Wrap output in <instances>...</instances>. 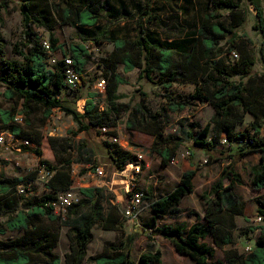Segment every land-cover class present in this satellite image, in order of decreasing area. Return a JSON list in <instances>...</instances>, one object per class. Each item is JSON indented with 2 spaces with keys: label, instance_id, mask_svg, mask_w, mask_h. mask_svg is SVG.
Wrapping results in <instances>:
<instances>
[{
  "label": "trees",
  "instance_id": "trees-1",
  "mask_svg": "<svg viewBox=\"0 0 264 264\" xmlns=\"http://www.w3.org/2000/svg\"><path fill=\"white\" fill-rule=\"evenodd\" d=\"M152 1L145 0L143 9L136 18L137 33L133 39L110 40L111 31L98 23L103 14H112L114 6L109 0L68 1L61 16L76 26L83 42L70 47L77 70L82 74L79 87L73 90L66 84L62 62L52 64L51 55L40 43V33L37 29L52 30L53 10L43 7L40 0H22L20 10L23 30L20 40L13 48L20 59L4 61L6 73L0 76V81L6 85L7 96L21 99L28 115L32 104L41 106L45 123L53 110L59 108L65 115L73 118L78 124L79 132L93 129L97 130V134H103L102 129L107 127V133L117 135L114 130L118 125L117 119L123 111L130 110L131 105L120 101L122 95L119 88L126 80L117 69L115 59H103L104 62L107 61L103 63L102 75L107 81L105 107L102 109L96 100V92H89L87 95L83 112L77 107L78 101L84 98L83 87L90 81L83 75L84 67L91 58L85 41L94 39L100 42V38L104 37L114 44L115 52L121 53L125 72L139 68V78L157 82L165 90H170L178 80L193 82L195 90L187 99L168 93L167 104L162 106V110L166 113L184 111L191 100L209 103L214 112L210 121L193 139L195 147L208 153V161L217 160L212 152L216 146H222L221 140L224 137L228 139L230 149L236 150L229 154L228 158L235 159L250 153H260L261 163L251 169V184L256 190L263 189L264 140L260 131L264 122H260L261 103L258 93L264 90V75H258L254 70L256 58L250 47L252 41L247 34H239L238 28L247 21L251 5L256 15L253 28L259 32L264 43V0H247V5L244 4L245 0H207L200 24L180 40L161 39L155 32L146 29L145 22L151 23L159 18L152 13ZM49 40L54 53L59 46L58 39L50 33ZM233 50L238 53L235 63L230 60ZM153 74L158 76V81H155ZM233 76H239V80H234ZM254 81H257V85L253 84ZM19 113L0 110V121L4 130L8 129L18 137L30 140L22 136L21 123L14 121V116ZM247 113L253 115L249 126L254 132L245 135L240 132L238 126L244 122ZM149 116L150 119H157L143 104H137L127 121L128 128L145 129L144 123ZM24 121L30 123L25 116ZM160 131L161 127L156 126L144 130L153 135L152 152L162 158L163 164H169L176 157L181 141H175L172 135L164 136ZM192 132L189 130L188 134L192 136ZM105 144L116 168L134 162L132 152L125 150L118 143L105 141ZM81 146L88 145L83 141ZM36 152L39 153L38 150ZM188 152L189 156L193 157L194 150L189 149ZM69 163L71 162L68 161ZM98 165L100 164L92 167ZM196 172V169L186 171L173 191L153 201L150 209L153 218L165 213L180 212L179 204L187 193L192 192ZM226 179H229V183H225ZM240 181L241 176L234 166L227 167L210 191L202 194L206 204L204 221L196 214L198 221L189 227L185 223L164 224L153 225L143 231L150 237L161 235L168 239L177 252L189 256L195 264H211L209 259L214 256L215 249L205 241L206 237L212 235L220 247L228 243L233 244L232 231L237 226L235 217L244 215L246 203L234 189L235 184ZM22 182H25L28 188L32 179L10 178L3 174L0 179V217L7 216L4 222H0V234L14 230L24 231L15 238L0 239V264H59L61 258L55 248L62 224L67 227L70 240V250L65 255L66 264H85L95 227L119 230L121 236L116 242H106L104 250L92 257L93 260L98 264H133L131 244L134 236L125 235L121 208L111 203L112 195L105 189L82 188L83 197L73 203L63 217L55 213L52 202L57 199L59 193L71 187L68 171H53L48 183L52 193L28 204L22 200L24 193L20 194L16 188ZM257 210L264 218V196L258 199ZM260 229L251 252L239 253L235 249L226 251L228 264H264V225ZM161 259L160 249L147 250L139 256V264H156Z\"/></svg>",
  "mask_w": 264,
  "mask_h": 264
},
{
  "label": "rangeland",
  "instance_id": "rangeland-1",
  "mask_svg": "<svg viewBox=\"0 0 264 264\" xmlns=\"http://www.w3.org/2000/svg\"><path fill=\"white\" fill-rule=\"evenodd\" d=\"M68 1L69 0H40L43 7L53 10V28L52 30L38 28L37 31L46 39L50 38V33H53L58 39L59 46L54 51V55L59 60L71 54L70 47L72 45L83 43L78 35L76 26L69 20H64L61 16L62 9L67 6ZM109 1L114 6L112 14H103L98 22L99 25L101 27H108L109 31H111L109 40L117 38L133 39L137 33L136 18L140 15L145 0ZM21 2L22 0H0V76L6 73L4 61L20 59L13 48L15 43L20 40V35L23 30L22 13L20 10ZM75 2H77V0H75ZM206 3L207 0H153L151 2L152 13L159 18L151 23L145 22V27L147 30L155 32L161 39L180 40L193 32L200 24L205 13L204 7ZM247 3V0H245L244 4L247 5ZM58 7L59 9L57 10ZM255 21V10L249 5L247 21L242 27L238 28V33H245L251 39L252 44L250 47L256 58L254 70L258 75H264V43L262 42V37L259 32L253 28ZM91 32L93 34V31ZM109 40L103 37L100 38V42H96L94 39L85 41L91 58L84 67V77L90 81L83 87L84 98L78 101L77 107L79 111L83 110L87 95L89 92L95 90L97 79L103 75V63L107 62H104L103 59H107L108 57L115 59L117 62V69L126 80V83L120 85L119 88V93L122 95L120 101L131 105V109L123 111L120 114L117 119L118 125L114 130L117 132V136L120 137L123 145H125V147H130L134 151L132 152L134 155L133 159H135V153H149L151 170H145L138 175L136 177V183L138 190H142L147 196L153 197L155 194L160 193L156 189L157 185L159 186L160 184V186H162L163 183L161 182H164L169 185L173 184L174 186L177 180L173 174H179L182 169L189 168L190 165L192 166L191 163H195L201 167L206 166L205 159H208V153L201 150V148L195 147L193 139L210 121L214 109L209 103L191 100L184 111L164 112L162 106L167 104L166 95L168 93L181 99H187L195 90V84L186 80H178L173 83L170 90H165L161 84L157 82H149L146 79L139 78V68H134L130 72H125L123 69L124 64L121 60L122 55L119 52H115L114 44ZM230 60L232 63H235L237 58L230 56ZM153 76L155 81H158V76L155 74H153ZM232 78L234 80H239V76H233ZM253 84L257 85V81H254ZM258 97L261 103L259 109L261 117L260 122L263 123L264 90L258 93ZM96 100L100 106L105 107V96L102 97L101 95L97 97ZM137 104H143L151 114L157 117V119L154 120L150 119L149 116L146 120L147 122L144 123L145 129H152L155 128V126L156 128L161 127L160 132L164 136L172 135L175 137V141H181V145L177 150L178 157L176 160H178V162L174 160L169 165H164L162 163V158L158 155H153L151 150L153 135L144 132L145 129L137 130L128 128L127 121L132 109ZM0 110H9L12 113H23L24 116L30 120V123H28V121L21 123L20 127L22 128V136L29 138L32 144L27 146L16 144L12 149L4 152L0 161V170L5 177L32 179L26 193L23 195L22 200L25 204L32 203V201L35 202L45 194L52 193L48 185L49 182L42 183L37 181L38 171L44 168L53 170L56 173L60 170L68 171L71 183L74 185L80 182L87 184V181L82 182L81 178L84 177L87 180L88 178L85 175L87 171L90 170V167L100 164L103 165L102 167L107 174L108 184L105 185L106 192L110 195L115 194V191L110 188L114 189L116 186H122L124 181L123 177L118 170H116V166L111 160L105 144V141L111 142V136L114 135L107 133V131L104 132V130H102L103 134H97V130L93 129L79 132L78 124L71 116L65 114L56 121L54 135H50L49 127L43 119V108L37 104H32L28 115L23 108V101L21 99L9 98L7 96L6 85L2 81H0ZM252 120L253 115L247 113L244 122L240 123L238 126L241 133H245L246 135L254 132L253 128L249 126ZM3 127L0 121V129H4ZM189 130L193 131L192 136L188 134ZM76 131H78L77 134L75 133ZM51 137L55 139H51ZM83 141L88 145L87 147L81 146ZM189 149H193L195 153L200 154L197 158L189 155L184 158L182 153H189ZM36 150H38L39 153H37ZM235 151V149L231 150L229 146H221L212 152L213 156L218 159L217 165L220 168V177L227 167L234 166L235 168L237 165L243 163L245 165L253 161L250 159L248 162L242 163L240 161L241 158H228V155ZM68 161L71 163L68 164ZM144 167L145 165L141 163V168ZM144 169H146V167ZM239 170L243 171L242 168ZM227 183H229V181H227ZM241 190L243 191V188H241ZM118 191L119 193H123V190ZM77 193L79 199L81 193L79 190ZM247 193L252 195L248 191ZM250 203H252V201H250ZM257 215H259L258 211L254 209V212L250 215L251 219L249 225L260 229L262 225L254 224ZM123 218L127 226L126 236H134L133 244H131V259L133 264H139V256L145 252L147 242H153V238L156 236L150 237L148 236L149 234L143 231V226L145 227L146 222L150 219V213L145 212L139 220H131L126 217ZM5 219V215L1 216L0 222H4ZM62 229L67 228L62 224L59 227V231H62ZM19 234L20 232L18 231H8L4 234H0V239H11L17 237ZM96 235L97 238L92 245L91 252L94 251L95 247L99 245V240H101L100 231H97ZM158 239H160L159 236L154 240L157 242ZM254 239H256V235L249 234L237 240L236 245L240 248L239 251L245 253V246L247 244L253 247ZM67 241V237L63 234L60 251L64 252L67 249ZM234 247V249H236V246ZM224 262L225 259H222V254L219 253L214 259L213 264H224Z\"/></svg>",
  "mask_w": 264,
  "mask_h": 264
},
{
  "label": "crops",
  "instance_id": "crops-1",
  "mask_svg": "<svg viewBox=\"0 0 264 264\" xmlns=\"http://www.w3.org/2000/svg\"><path fill=\"white\" fill-rule=\"evenodd\" d=\"M220 147L221 146L218 145L215 147V149L220 148ZM124 149L128 150L130 152H134L130 147H125V145H124ZM201 150H203V149H201ZM194 152H195V150H194ZM143 154H144L143 160L139 161L138 157H137L138 153H135V159H134V162H132L135 164L136 163H140V164L142 163L145 165L146 169H144L145 167L142 168V173L145 170H151V159H150V156L148 155L149 153H143ZM154 154L158 155L157 153L153 152V155ZM199 154L200 153H194L193 157L197 158V156ZM187 155H189V153H182V156H184V158ZM260 156H261L260 153L246 154V155L241 157L240 161L242 163L248 162L250 159H252L253 161H251L250 163H247L245 165L243 163V164L237 165V167H235V171L241 176V181L237 182L235 184L234 189H235V192L238 194V196L241 198V200L245 201L246 207L244 210V215H237L235 217V222H236L237 226L232 231L233 232L232 237H233V241H234L233 244L228 243V244H225L224 246L220 247L216 244L215 239L212 235H209L206 237L205 241L209 245L213 246L215 249L214 256L209 259L211 264H213L214 259L217 257V255L219 253L222 254V259H225L224 264H227L226 251L234 249L235 248L234 246H236L235 250L240 252L239 251L240 248H238L236 245L237 240H239V239H241V238H243L249 234L256 235V239H257V237L260 233L259 228L251 227L252 225H249L250 224L249 222L251 219V217H250L251 213L254 212V209H256V210L258 209V199L262 198L264 196V188L256 190L252 187V184H251V169L255 166H258L261 163ZM177 157H178V153H177L176 157L174 158V160H176ZM194 158H193V160H194ZM176 161L178 162V160H176ZM171 162H169V164ZM205 162H206V166L201 167L199 165H196L195 163H191L192 166L190 165L189 168L182 169L179 174L174 175L172 173L173 176L175 177V179L177 180L176 184L173 186V184L169 185L168 183L161 182V183H163L162 186H160V184H159V186L158 185L156 186L157 191H159L160 193L155 194L153 197L147 196L145 193L146 197H148L150 200H152V201L158 200L161 197H164L165 195L169 194L171 191H173L180 184V177H182V175L184 174V172L186 170L191 169V168H195L197 171L196 174L194 175V178H193V186L194 187H193L192 192L187 193L182 198V200L179 204L180 212L177 214L165 213V214H162L161 216L153 218L152 212L150 210H146L139 217V219H140L145 212L150 213V219L146 222V226L145 227L143 226V229H145V228L149 229V227H151L153 225L154 226H162L164 224L174 225V224H178V223H185L189 227L198 221L196 214H199L202 218L201 221H204L203 216L205 214L206 204H205V201L202 199V194L210 191L212 185L219 180L220 174H221L220 168L217 165L218 159L213 160V161H208V159L206 158ZM169 164H164V165H169ZM240 168H242L243 171H240L239 170ZM245 173H246V175H245ZM227 181H229V179H226L225 183H227ZM135 185L137 187L136 181H135ZM241 188H243V191L241 190ZM118 190H123L122 186H119V187L116 186V188H114L115 194H112L110 201H111V203L118 205L120 208H123L127 202L126 194L123 190V193L120 192L122 194L121 195ZM105 191H106V189H105ZM247 191L249 193H251L252 195H249L247 193ZM119 194H120V197H119ZM122 196H124V197H122ZM250 196H252V197H250ZM250 201H252V203H250ZM6 218H7V216H6ZM121 221H122L123 229H124V232L126 235L127 226L124 223L125 220L123 217H121ZM14 231L20 232V234L18 236H20L24 232L23 230H14ZM97 231H100L101 240H99V242H98L99 245H97L95 247L94 251L91 252L92 245L97 238V235H96ZM63 234L65 235V237H67V240H68L67 241V249L64 252L60 251V245H61V241L63 239ZM120 236H121V231H119V230H110V229H102L99 227H95L93 229V239L91 240V242L88 245L87 256H86L87 259H86L85 264H98L95 260L92 259V257L99 255L104 250V246H105L106 242H116L120 239ZM158 236L160 237V239H158V241L156 242V240H154V239L157 238ZM158 236L156 235L153 238V242H147L146 247H145V251L157 250V249H160L162 251V259L159 263H156V264H167V261H168V264H195V262L189 256H187L185 254H180L179 252H177V250L175 249V247L171 243V241H169L168 239H166L160 235H158ZM256 239H254V245H255ZM2 240H4V239H2ZM5 240H7V239H5ZM132 244H133V242H132ZM69 250H70V240H69V237L67 235V229H62V231H60V237H59L58 245L55 248V252L57 254H59V256L61 258V261L59 264H66L65 255L67 252H69ZM240 253H244V252L241 251ZM167 256H168V260H167ZM36 264H43V263H36Z\"/></svg>",
  "mask_w": 264,
  "mask_h": 264
},
{
  "label": "built area",
  "instance_id": "built-area-1",
  "mask_svg": "<svg viewBox=\"0 0 264 264\" xmlns=\"http://www.w3.org/2000/svg\"><path fill=\"white\" fill-rule=\"evenodd\" d=\"M40 43L42 47L51 55L50 62L52 64L58 63L60 61L62 62L63 72L65 74V81L67 86L73 90L77 89L81 83L82 74H80L77 70L76 61L74 57L71 54H69L67 56L62 57L61 60L57 59L54 53L52 52V46L50 40L42 37L41 34H40ZM231 57L237 58L238 53L235 50H233L231 52ZM106 84L107 81L105 77L102 76L98 78L95 84L96 91L94 90L92 92H96L98 94L97 97L101 95L102 97L103 96L106 97ZM84 107L83 110H80L81 112L84 111ZM101 108L103 109L104 106H101ZM63 114L64 112L61 111L59 108H55L53 110V113L51 114L50 118L46 123V125L49 127L50 135H54V131H55L54 127H56V121L59 120ZM14 121L16 123H23L24 115L22 113L15 115ZM102 130H104L105 132L108 131V128L104 127ZM260 136L264 140V125L261 128ZM111 142L118 143L124 148V145L120 137L117 135L111 136ZM16 144L27 146V145H31L32 143L28 139H23L21 137H18L16 134L11 133L9 130L0 129V161L4 155V152L6 150L12 149ZM221 145L229 146L228 139L224 137L221 140ZM143 155L144 154L142 152H138L137 157L139 161L143 160ZM172 161H174V159ZM102 166L103 165H98L95 168H93L92 166L90 167V170L87 171V174L85 175L87 176L88 179L86 180L84 177L81 178V181L82 182L87 181V184H83L80 182L79 184L77 183L71 185V187L68 190L61 192L57 195V199L52 202L56 214L62 215L64 217L69 207L73 203L79 201V199L82 198L83 196L81 193L82 188L94 187V188L105 189L106 187L105 185L108 184L107 174ZM116 170H118V172L123 177L124 181L122 183V188L127 198L126 205L123 208H121L122 216L131 220H138L140 215L144 211L151 209V204L153 203L152 200L146 199L145 192L142 190H138L135 185L136 177L142 173L141 164L140 163L135 164L130 162L125 165H122L120 168H116ZM52 174L53 171H51L50 169L47 168L40 169L38 171L37 181H40L42 183H48L50 178L52 177ZM1 176H2V172L0 170V179ZM16 188L20 194L26 193L27 191L25 182L19 183ZM110 189L114 191V189L112 188ZM78 190L81 193V197L79 199L77 197ZM254 224L263 225L264 218L261 215H257L254 220ZM253 248L254 246L252 247V245L247 244L245 246V253L251 252Z\"/></svg>",
  "mask_w": 264,
  "mask_h": 264
}]
</instances>
